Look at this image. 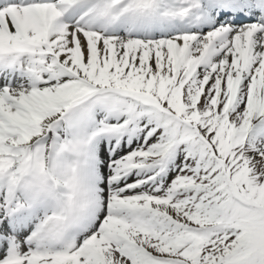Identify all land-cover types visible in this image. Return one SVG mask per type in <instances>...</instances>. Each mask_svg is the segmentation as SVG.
I'll return each mask as SVG.
<instances>
[{
	"label": "snow or ice",
	"instance_id": "6c2138e0",
	"mask_svg": "<svg viewBox=\"0 0 264 264\" xmlns=\"http://www.w3.org/2000/svg\"><path fill=\"white\" fill-rule=\"evenodd\" d=\"M0 264H264V0H0Z\"/></svg>",
	"mask_w": 264,
	"mask_h": 264
}]
</instances>
